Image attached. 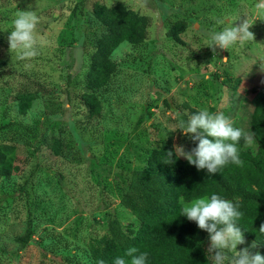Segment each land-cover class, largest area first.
<instances>
[{
  "label": "rangeland",
  "instance_id": "rangeland-1",
  "mask_svg": "<svg viewBox=\"0 0 264 264\" xmlns=\"http://www.w3.org/2000/svg\"><path fill=\"white\" fill-rule=\"evenodd\" d=\"M255 2L0 0V143L13 146L18 169L0 179V264H91L87 243L105 232L108 220L137 228L119 203L128 173L116 162L137 166L133 154L140 147L187 150L176 130L175 107L182 102L196 111L223 112L249 132L252 106L264 94V19L256 16ZM116 3L147 16L149 25L142 43H121L111 52L116 73L100 112L91 116L81 95L101 27L90 11L93 4ZM18 11L39 18L34 58L18 60L8 49ZM239 18L254 22V41L213 54L208 34ZM20 92L33 96L24 113L18 111ZM27 210L31 239L21 244ZM208 244L209 236V260ZM251 244L245 240L237 251Z\"/></svg>",
  "mask_w": 264,
  "mask_h": 264
},
{
  "label": "trees",
  "instance_id": "trees-1",
  "mask_svg": "<svg viewBox=\"0 0 264 264\" xmlns=\"http://www.w3.org/2000/svg\"><path fill=\"white\" fill-rule=\"evenodd\" d=\"M90 14L101 31L88 58L86 91L81 100L87 113L95 116L100 112L102 95L116 73V65L110 60L111 52L121 43L131 46L142 43L149 18L128 9L123 3L112 7L93 4ZM170 36L174 37L173 34ZM32 99L30 94L18 93V111L24 113ZM175 108L178 123L199 112L184 102ZM248 127L253 134V142L246 144L241 139L238 144L243 165L230 163L213 175L206 170H197L186 159L169 158L167 152L172 148L165 144L152 150L137 148L133 154L137 166L118 160L116 167L128 173L127 188L119 203L134 217L138 226L134 229L132 224L123 226L117 219L108 220L105 232L87 243L91 264H99L100 261L113 264L114 258L123 256L129 247L147 253L146 264H211L204 252L208 233L180 212L181 197L183 202H189L213 193L239 202L243 216L237 223L244 239L250 243L255 241L257 247L254 252L264 255V236L258 231L264 223V94L252 106ZM183 138L188 143L187 150L195 147V143L184 134ZM54 153L58 155V148ZM15 160L13 146L0 143V179L6 180L17 172ZM27 179L20 186V191H24ZM26 214V227L19 238L21 244L31 239L29 210Z\"/></svg>",
  "mask_w": 264,
  "mask_h": 264
},
{
  "label": "clouds",
  "instance_id": "clouds-1",
  "mask_svg": "<svg viewBox=\"0 0 264 264\" xmlns=\"http://www.w3.org/2000/svg\"><path fill=\"white\" fill-rule=\"evenodd\" d=\"M252 8L257 17L264 19V0H257ZM236 21L239 23H234ZM236 21L220 31L208 34L206 47L213 54L217 55L218 50L228 51L233 46L254 41V33L249 30L254 22L250 23L245 18ZM38 22L39 18L34 11L16 13L7 43L8 49L17 54L18 60L34 58L38 54L35 35ZM176 130L194 142L195 147L185 150L183 145H174L173 150L167 152L168 157H183L197 170H206L211 175L230 163L242 166L238 144L241 139L246 144L253 142V134L234 126L233 121L223 112H209L206 109L190 114L187 120H179ZM181 201L180 215L208 233L207 254L211 264H264V255L252 251L257 247L255 241L237 251V245L245 244L243 232L237 223L243 216L239 202L215 193L189 202H183L181 197ZM258 231L264 236V223H261ZM147 256V253L129 247L123 256L114 258L113 264H146ZM99 264L104 262L100 261Z\"/></svg>",
  "mask_w": 264,
  "mask_h": 264
}]
</instances>
